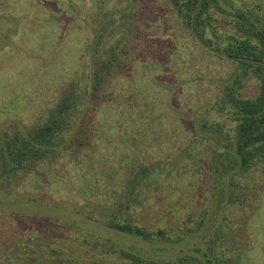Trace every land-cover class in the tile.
<instances>
[{"label": "rangeland", "instance_id": "rangeland-1", "mask_svg": "<svg viewBox=\"0 0 264 264\" xmlns=\"http://www.w3.org/2000/svg\"><path fill=\"white\" fill-rule=\"evenodd\" d=\"M139 2L142 32L130 46L134 51L146 46L147 53L136 52L135 65L117 73L112 83L116 88L108 93L113 97L92 107L86 132L76 131L75 142L67 149L62 146L53 162L45 161L16 184L10 198L0 197V264H58V251L76 248L81 255L79 238L92 231L148 247L103 221L82 216L92 212L101 218L107 209H116L129 196L131 173L138 164L159 167V184L144 190L147 200L134 211L137 224L175 227L187 214L195 217L220 202L210 136L204 139L198 126L206 116H222L207 114L208 103L204 96V102L199 100L195 76L183 67L191 42L173 26L154 25L147 1ZM99 5V0H0V131L43 121L63 86L77 76L86 80L94 63L87 47L93 42L92 18ZM219 18L226 25L228 17ZM256 90L251 82L248 93ZM261 184L259 199L227 212L248 243L246 264H264ZM226 223L223 229L231 232ZM180 249L186 246L165 253Z\"/></svg>", "mask_w": 264, "mask_h": 264}, {"label": "trees", "instance_id": "trees-1", "mask_svg": "<svg viewBox=\"0 0 264 264\" xmlns=\"http://www.w3.org/2000/svg\"><path fill=\"white\" fill-rule=\"evenodd\" d=\"M139 1L99 0L92 18L93 42L87 47L94 63L86 80L77 76L63 86L43 121L26 129L0 131L1 198H10L9 191L16 184L27 180L45 161L53 162L62 146L67 149L75 142L77 132H86L85 120L92 107L113 97L108 93L116 88L112 83L117 73H126L135 65L136 52L145 49L143 53H147L146 46L135 51L130 46V40L142 32ZM146 1L145 6L154 13L149 19L154 25L173 26L176 34L187 37L193 45L183 67L195 76L201 89L199 100L208 103L207 114L214 111L222 116H206L198 126L204 139L210 136L220 202L210 210L203 208L195 217L187 214L175 227L137 224L134 211L147 200L144 190L159 184V167L138 164L131 173L129 196L116 209H107L101 218L92 212L82 216L103 221V225L149 246L126 245L92 231L79 238L84 246L81 255L76 248H66L65 254L58 251V264H246L248 243L227 212L249 205L263 192L264 0ZM220 16L228 17L226 25L220 24ZM251 82L257 86L253 95L247 91ZM225 223L231 232L223 229ZM64 224L82 230L73 223ZM184 246L186 249L176 254L165 253Z\"/></svg>", "mask_w": 264, "mask_h": 264}]
</instances>
